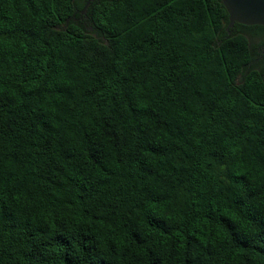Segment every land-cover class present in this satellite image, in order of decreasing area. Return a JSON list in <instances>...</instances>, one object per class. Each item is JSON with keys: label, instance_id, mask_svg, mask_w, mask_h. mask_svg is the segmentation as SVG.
Segmentation results:
<instances>
[{"label": "trees", "instance_id": "16d2710c", "mask_svg": "<svg viewBox=\"0 0 264 264\" xmlns=\"http://www.w3.org/2000/svg\"><path fill=\"white\" fill-rule=\"evenodd\" d=\"M87 1L0 0V264H264V25Z\"/></svg>", "mask_w": 264, "mask_h": 264}, {"label": "water", "instance_id": "95a60500", "mask_svg": "<svg viewBox=\"0 0 264 264\" xmlns=\"http://www.w3.org/2000/svg\"><path fill=\"white\" fill-rule=\"evenodd\" d=\"M87 1L82 12L85 13ZM227 15L228 27L235 22L245 25H264V0H221Z\"/></svg>", "mask_w": 264, "mask_h": 264}, {"label": "rangeland", "instance_id": "374dc122", "mask_svg": "<svg viewBox=\"0 0 264 264\" xmlns=\"http://www.w3.org/2000/svg\"><path fill=\"white\" fill-rule=\"evenodd\" d=\"M249 38L251 39V42H252L253 44H256L257 42H259V38L256 37V36H250Z\"/></svg>", "mask_w": 264, "mask_h": 264}, {"label": "flooded vegetation", "instance_id": "af4514ba", "mask_svg": "<svg viewBox=\"0 0 264 264\" xmlns=\"http://www.w3.org/2000/svg\"><path fill=\"white\" fill-rule=\"evenodd\" d=\"M80 12H81L82 14H85L84 12H82V10H80Z\"/></svg>", "mask_w": 264, "mask_h": 264}]
</instances>
